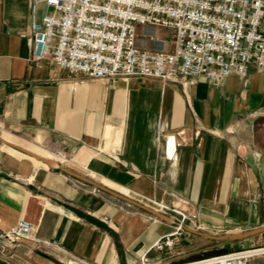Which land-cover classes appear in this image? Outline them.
<instances>
[{
    "label": "crops",
    "instance_id": "0c3cea01",
    "mask_svg": "<svg viewBox=\"0 0 264 264\" xmlns=\"http://www.w3.org/2000/svg\"><path fill=\"white\" fill-rule=\"evenodd\" d=\"M43 13L40 4L33 17L31 0H0V136L51 159L63 149L60 164L69 160L98 183L196 212L200 228L188 224L158 264L233 243L264 247V232L239 240L205 235L264 227V72L252 64L245 76L218 84L203 76L107 84L31 59L32 43L23 34ZM139 33L146 48L160 45L150 35H170L151 27ZM76 181L0 142V236L25 219L32 236L48 242L0 239V264H145L147 249L173 229V222ZM160 254L148 255V264Z\"/></svg>",
    "mask_w": 264,
    "mask_h": 264
},
{
    "label": "built area",
    "instance_id": "2783aa9c",
    "mask_svg": "<svg viewBox=\"0 0 264 264\" xmlns=\"http://www.w3.org/2000/svg\"><path fill=\"white\" fill-rule=\"evenodd\" d=\"M40 4L41 20L23 34L36 63L48 59L107 84L138 76L163 83L203 76L218 84L230 75L245 76L252 64L264 72V0H31L34 18ZM139 27L168 29L169 39L150 35L160 45L146 48L139 44ZM152 201L174 226L147 249L145 264L148 255L173 250L188 224L200 228L196 212ZM32 229L30 221L20 219L0 239L8 245L48 244L32 236ZM256 249L174 264H251L264 254Z\"/></svg>",
    "mask_w": 264,
    "mask_h": 264
},
{
    "label": "water",
    "instance_id": "95a60500",
    "mask_svg": "<svg viewBox=\"0 0 264 264\" xmlns=\"http://www.w3.org/2000/svg\"><path fill=\"white\" fill-rule=\"evenodd\" d=\"M0 142L4 143V144H7L17 150H20L21 152H24L30 156H33L34 158H36L37 160H40L44 163H46L47 165H49L50 167L52 168H56V169H60L62 170L64 173H66L67 175L85 183V184H88L98 190H101L111 196H114L120 200H123L127 203H129L130 205H134L148 213H150L151 215L157 217V218H160L162 220H165V221H169V222H173L174 223V220L172 217H170L169 215L167 214H164L162 212H158L152 208H150L149 206L145 205L144 203L140 202V201H137L133 198H130L114 189H111L101 183H98L94 180H92L90 177L88 176H85L79 172H76L68 167H65L63 166L62 164L56 162V161H53V160H49V159H46V158H43L29 150H26L12 142H9L7 140H5L4 138H2L0 136ZM261 232H264V227L262 228H257V229H254L252 231H249V232H245V233H239V234H226V235H222V236H216V235H211V234H205L213 239H216V240H239V239H243V238H246V237H249V236H252V235H255V234H258V233H261Z\"/></svg>",
    "mask_w": 264,
    "mask_h": 264
},
{
    "label": "rangeland",
    "instance_id": "374dc122",
    "mask_svg": "<svg viewBox=\"0 0 264 264\" xmlns=\"http://www.w3.org/2000/svg\"><path fill=\"white\" fill-rule=\"evenodd\" d=\"M44 146L47 148V149H49V150H55L56 149V146H53V145H51V144H49V143H47V142H44ZM46 158H50V157H46ZM69 159V158H68ZM65 167H68V168H70V169H72V170H74V171H76V172H79V173H81V174H83L84 175V173H83V171H81L80 169H78V168H76L69 160L68 161H65L64 162V164H63ZM86 176V175H85ZM89 177V176H88ZM76 182H78L79 184H81L79 181H76ZM91 188V190H93L95 193H97V194H102V195H104V196H111V195H109V194H104L102 191H100V190H98V189H95V188H93V187H90ZM133 199H135V200H137V199H141L142 201H148V202H153V201H151V200H147V199H143L142 197H137V196H135V197H132ZM120 200V199H119ZM140 200V201H141ZM137 201H139V200H137ZM120 202H122L125 206H128L129 208H132V209H134V210H137V211H140V212H143V213H145L146 211H144V210H142V209H140V208H138V207H136V206H134V205H130L129 203H127V202H125V201H123V200H120ZM143 203V202H142ZM162 212V211H161ZM185 236V234H183L182 236H180L179 237V239H178V241H177V243L178 242H180L181 241V238H183ZM252 248H264V247H262V246H258V247H252ZM228 250H230V251H233V250H243L242 248H238V245H237V243H233L230 247H229V249ZM167 256V254H160V255H156L155 256V262L157 263V262H159V260H161V259H163V258H165ZM200 258H203V257H197V258H193V259H188L187 261H191V260H198V259H200ZM254 261L253 262H257L256 264H264V254H262V255H259V256H257L256 258H254L253 259ZM178 262H183V261H177V262H171V263H169V264H174V263H178ZM71 264H73V262H71ZM158 264V263H157Z\"/></svg>",
    "mask_w": 264,
    "mask_h": 264
},
{
    "label": "bare ground",
    "instance_id": "6f19581e",
    "mask_svg": "<svg viewBox=\"0 0 264 264\" xmlns=\"http://www.w3.org/2000/svg\"><path fill=\"white\" fill-rule=\"evenodd\" d=\"M32 152V151H31ZM34 153V152H33ZM36 154V153H35ZM39 155V154H37ZM41 156V155H39ZM43 157V156H41ZM43 158H46V157H43ZM66 158V154L65 152L62 150V149H57L55 152H54V155H53V159L51 158H46V159H49V160H53V161H56V162H63L64 159ZM40 161V160H39ZM42 162V161H41ZM58 162V163H59ZM131 198V197H130ZM140 201V200H139ZM140 202H143L145 205L149 206L150 208L158 211V212H161L160 208L156 205V203L154 202H148V201H140ZM181 205V204H180ZM256 252H264V248H259V249H256ZM73 264H82V263H78L76 261L73 262Z\"/></svg>",
    "mask_w": 264,
    "mask_h": 264
},
{
    "label": "trees",
    "instance_id": "16d2710c",
    "mask_svg": "<svg viewBox=\"0 0 264 264\" xmlns=\"http://www.w3.org/2000/svg\"><path fill=\"white\" fill-rule=\"evenodd\" d=\"M227 251H229L227 248H223V249L217 250L215 252H206V253L202 254L200 257L206 258V257L213 256L211 253H216L215 255H218V254H221V253H224ZM200 259H202V258H200Z\"/></svg>",
    "mask_w": 264,
    "mask_h": 264
}]
</instances>
